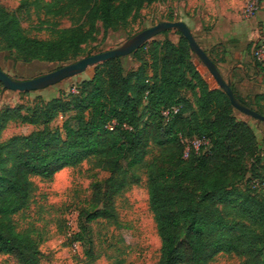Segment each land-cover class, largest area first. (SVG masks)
<instances>
[{
  "label": "trees",
  "instance_id": "trees-1",
  "mask_svg": "<svg viewBox=\"0 0 264 264\" xmlns=\"http://www.w3.org/2000/svg\"><path fill=\"white\" fill-rule=\"evenodd\" d=\"M156 1L33 0L15 13L0 6V51L24 62L75 60L98 22L106 31H116ZM27 4L53 40L32 38L23 27L18 12ZM177 33L178 44L151 40L133 52L140 66L128 75L122 58L112 59L96 66L92 79L76 91L40 100L25 114L18 109L0 116V132L10 122L44 127L0 145V155L6 150L9 163L0 172V256L17 264H43L42 235L32 228L20 230L14 218L31 203L33 178L52 181L61 171L89 162L109 173L92 184V197L80 209L78 230L72 234V243L84 247L90 262L107 256L99 227H120L116 199L142 183L144 169L161 240L159 264H212L222 254L241 264H264V200L249 196L236 206L226 200L233 182L263 167L259 139L249 123L237 119L226 93L200 76L187 39ZM254 62L258 71L264 70L256 58ZM187 90L197 92L196 103L184 96ZM262 103L264 93L254 98L255 106ZM172 107L178 113L165 118L164 110ZM255 111L264 115L262 109ZM60 116L67 117L63 125L50 129ZM183 139H205L208 146L199 151L191 147L186 157Z\"/></svg>",
  "mask_w": 264,
  "mask_h": 264
},
{
  "label": "rangeland",
  "instance_id": "rangeland-1",
  "mask_svg": "<svg viewBox=\"0 0 264 264\" xmlns=\"http://www.w3.org/2000/svg\"><path fill=\"white\" fill-rule=\"evenodd\" d=\"M33 0H0V6L10 13L17 12L23 2ZM52 1V0H45ZM220 1H218L219 3ZM257 3L258 10L247 18L244 11L252 3ZM27 4L18 12L23 27L35 39L53 40L52 34L44 27L41 28L39 15L32 7L27 12ZM45 19L44 16H41ZM182 21L191 29L199 45L217 61L218 69L224 79L231 82L237 95L253 110L262 109L254 105V98L264 93V70H255L230 75L232 66L240 63L241 49L248 47L244 62L254 61L251 41L247 45L238 43L234 54L225 52V36L237 25L239 28H256L259 39L264 34V0H224L217 5L216 1L209 0H157L145 5L135 12L126 25L116 31H106L101 22L96 24V31L90 41L82 46L80 56L75 60L62 63H50L43 60L31 62L18 61L9 52L0 51V67L15 80H29L53 72L61 67L75 63L82 58L103 53L125 46L131 39L142 31L149 29L160 22ZM178 31L170 30L167 35L159 34L152 40L164 41L169 39L178 44L181 35ZM256 37H252L253 40ZM243 39V35H241ZM151 41V40H150ZM229 42V41H228ZM122 64L126 75L137 70L140 63L132 55L122 57ZM194 68L205 79L211 88L219 87L216 80L205 67L203 62L193 53ZM94 68H89L83 74L66 79L51 87L30 92L27 95L7 90L0 83V116L6 110H23L27 113L35 109L40 100L45 102L60 97L62 94L76 91L78 85L90 81L94 75ZM184 96L196 103L197 92L185 91ZM146 111L143 110V118ZM235 116L240 121L249 123L255 130L260 142L263 167L257 174L248 173L242 180L232 183L228 201L233 205H240L249 196L257 200H264V122L252 119L235 110ZM66 116H60L51 125L50 129L61 127ZM146 119V118H145ZM44 127L10 122L0 132V145L6 144L16 136H26ZM157 152H153L148 160ZM6 150L3 157L0 155V172L9 167ZM247 170L251 171L250 163ZM142 183L133 186L122 196L116 199L119 212L120 227L103 224L99 227L101 241L106 251V257L90 262L85 254L84 247L79 243H72V234L78 230L77 220L79 211L92 197V184L96 180L104 181L109 173L95 168L86 162L77 168H68L58 173L52 181H44L39 177L33 178L36 191L29 207L15 216V222L20 230L32 228L42 235L43 264H159L161 259V240L157 232L153 214L150 210L147 176L144 169H140ZM242 260L231 255L222 254L212 264H241ZM0 264H17L10 256H0Z\"/></svg>",
  "mask_w": 264,
  "mask_h": 264
},
{
  "label": "water",
  "instance_id": "water-1",
  "mask_svg": "<svg viewBox=\"0 0 264 264\" xmlns=\"http://www.w3.org/2000/svg\"><path fill=\"white\" fill-rule=\"evenodd\" d=\"M170 30L180 32L187 39L192 52L203 62L205 67L209 70V72L216 80L219 88L226 93V95L230 99L232 106L237 111L259 122H264V115L245 106L237 99L232 89V83L224 79L217 65L212 61L206 51L197 42L191 29L187 26L186 23L182 21L160 22L159 24L139 33L123 47L82 58L75 63L66 65L53 72L41 75L33 79L15 80L0 67V83L4 86L5 89L12 92L26 93L39 91L59 84L66 79L83 74L89 68L96 67L109 60L129 56L136 50L140 49L147 42L155 38L157 35Z\"/></svg>",
  "mask_w": 264,
  "mask_h": 264
},
{
  "label": "crops",
  "instance_id": "crops-1",
  "mask_svg": "<svg viewBox=\"0 0 264 264\" xmlns=\"http://www.w3.org/2000/svg\"><path fill=\"white\" fill-rule=\"evenodd\" d=\"M212 1H216L217 5L220 4L221 2H223L224 0H209V2ZM218 1H220L218 3ZM257 34V29L255 28H251L249 29L248 27L245 28H239V26L237 25V27L235 26L233 28V30H231L230 32H228L227 36H225V42L227 39V44L224 43L225 46V52L228 53L230 56H232V54H234L236 46H238V43L241 45H247V43L249 42H253V44L257 43L259 41V36L256 37ZM241 35H243V39H241ZM252 37H256L254 40ZM229 41V42H228ZM248 47H246L245 49H241V53H240V63H235L232 66L231 69V73L230 75L235 76V73H241V71L248 73L250 70L251 71H255L256 69V65L254 61H250L247 62V64H243L242 62H244L242 57H245L246 51H247ZM220 69V68H219ZM233 85V84H232Z\"/></svg>",
  "mask_w": 264,
  "mask_h": 264
},
{
  "label": "built area",
  "instance_id": "built-area-1",
  "mask_svg": "<svg viewBox=\"0 0 264 264\" xmlns=\"http://www.w3.org/2000/svg\"><path fill=\"white\" fill-rule=\"evenodd\" d=\"M257 10H258L257 3L254 2L251 4V6H248L246 8L244 13L247 18H250L255 14ZM253 54L256 60L264 67V34L259 39V41L254 44ZM178 111H179L178 108L172 107V108L164 110L163 116L165 118H169L171 115L178 113ZM183 142L188 144V148H187L186 155H185L186 157H188L191 147H193L196 151H199L202 147L208 146V141H206L205 139H200V140L196 139L190 142L183 139Z\"/></svg>",
  "mask_w": 264,
  "mask_h": 264
}]
</instances>
